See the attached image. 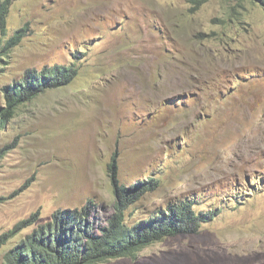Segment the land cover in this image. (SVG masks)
Returning a JSON list of instances; mask_svg holds the SVG:
<instances>
[{"label":"rangeland","instance_id":"obj_1","mask_svg":"<svg viewBox=\"0 0 264 264\" xmlns=\"http://www.w3.org/2000/svg\"><path fill=\"white\" fill-rule=\"evenodd\" d=\"M262 3L209 0L188 23L187 0H14L6 37L17 30L23 37L0 58V109L2 89L28 70L61 65L76 68L77 76L19 107L0 130V233L26 221L29 234L54 215L84 209L91 234L99 236L115 213L106 174L115 156L126 186L160 180L157 191L124 212L126 226L166 216L168 205L184 199L195 213L217 216L194 234L149 241L135 261L118 256L101 264H264V78H256L262 91L246 94L253 105L245 108L229 93L232 87L213 89H219L218 112L207 91L190 94L213 120L194 126L183 120L171 142L176 127L156 118L142 123L154 99L151 77L163 51L172 48L159 35H175L179 22L184 35L176 45L177 71L201 68L198 33L237 40L234 47L248 49L264 75ZM231 10L240 28L229 27ZM188 103L194 104L180 99L175 105Z\"/></svg>","mask_w":264,"mask_h":264},{"label":"trees","instance_id":"obj_2","mask_svg":"<svg viewBox=\"0 0 264 264\" xmlns=\"http://www.w3.org/2000/svg\"><path fill=\"white\" fill-rule=\"evenodd\" d=\"M239 1H242L245 6L247 0ZM13 2L14 0H0V58L7 56L11 49L17 47L23 37L19 30L10 38L6 37V22ZM208 2L209 0H187L188 7L183 14L185 21L191 23L190 16ZM259 2L263 1L259 0ZM170 8L171 12H179L177 7L172 9L173 7L170 6ZM231 11L233 17L230 19L232 23H229V27L240 28L242 20L237 13L234 14L233 10ZM226 24L223 23L225 27ZM183 32L184 26L179 22L175 35L169 38L159 35L172 48L165 49L159 58L155 75L151 77V84L154 85H148L154 99L147 102L145 116L142 118V123H150L156 118L162 119V123L169 128L176 127V130L170 131L171 136L167 142L175 140V134L181 130L183 120L192 121L188 126H194L196 120L198 122L213 120L212 117L203 114V111H206L203 105L197 107L200 100L189 96L198 94L196 90L207 91L210 108L218 112L219 108L213 104L217 102L219 89L223 86L232 87L234 93L231 91L229 93L234 94L239 105L245 108L253 105V101L247 102L249 98L246 94L262 91L256 83V78H264L249 50L235 48L237 40L228 35L195 34L194 36H199V41L203 42V47L199 51L201 52L199 63L201 68L195 72H191L188 67L183 72L177 71L178 67H175V63H178L176 57L179 58V55L176 45L182 41L178 37L184 35ZM209 44H215V46ZM187 50H184L180 61L185 58ZM76 76V68L61 65L45 68L40 72L26 71L20 80L2 89L3 108L0 109V130H3L14 117L19 107L44 94L47 89L69 85ZM193 83L199 85L200 89H196ZM217 87L219 89L214 93L213 89ZM166 88H171L172 91L167 92ZM156 98H162V101L155 102ZM180 99L194 102V104L176 106L175 103ZM202 99L205 101L206 97ZM207 112L213 116L212 112ZM196 114L201 117H197ZM119 169L117 159L113 156L107 164L106 174L110 179L115 198V213L108 227L103 229L99 236L91 234V227L84 209L80 212L67 210L59 216L54 215L51 222L36 227L29 234H25L24 231L30 228V224L22 221L11 230L0 233L1 264H101L105 258L118 256L135 261L137 253L149 241H162L167 237L194 234L201 224L208 223L217 216L214 211L203 215L195 213L192 209V201L184 199L179 201L177 206L168 205V215L160 214L159 218L148 224L128 227L124 224V212L143 196L157 191L160 180L143 179L126 186L125 182H122L125 179L119 178Z\"/></svg>","mask_w":264,"mask_h":264}]
</instances>
